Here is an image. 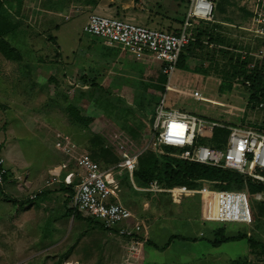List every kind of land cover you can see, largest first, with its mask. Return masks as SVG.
<instances>
[{
    "label": "rangeland",
    "instance_id": "rangeland-1",
    "mask_svg": "<svg viewBox=\"0 0 264 264\" xmlns=\"http://www.w3.org/2000/svg\"><path fill=\"white\" fill-rule=\"evenodd\" d=\"M123 2L125 5L128 0ZM251 2L217 0L215 25L216 31L226 35L232 44L255 49L258 41L252 40L251 32L244 29L250 25ZM53 3L63 7L71 0H53ZM178 3L153 0L155 9L145 12L138 10L140 18L143 15L149 21L136 23H148L150 27L163 29L177 28L186 12V3ZM8 4L12 6L10 2ZM72 5L81 6V11L70 18L64 17L66 15L55 17L49 28L51 19H47L48 29L37 23L36 27L29 24V30L36 33L39 39L33 43H14L22 51L23 61L9 60L0 52L2 152L11 169L20 174L27 169H39L53 154L60 153L59 160H67L68 157L55 147V143L69 136L78 151L88 152L101 169L112 172L120 184V201L146 224L148 241L142 245L132 244L99 224L90 222L86 214H83V218H75L69 213L72 205L70 195L59 189L61 185L58 183L46 188L34 200L15 204L1 197L0 207L4 210L0 212V264H232V261L245 256L257 261L246 239L225 242L218 248L208 241L214 238L213 229L225 228L227 236L247 233L264 243V212L254 208L256 203L252 202L253 222L250 225L217 221L210 196L192 194L183 197L180 202H174L167 193L136 190L131 177V185L126 184L127 172L124 169L115 168L105 160H95L88 145L94 135H103L107 147L120 160L124 154L133 155L145 150L152 145L155 109L164 94L168 109L187 111L223 121L227 125H262L264 107L247 104L249 89L244 86L233 91H220L221 78L217 73L204 75L182 70L179 75L176 74V77L183 76L179 80V92L166 91L161 95L152 89L145 91L142 84V81H146L144 77L148 78L147 74L157 71L160 66L159 61L147 55L140 57L127 53V58L107 68L106 72L111 73L118 87L70 85L65 73L68 68L67 55L76 49L78 42L91 44L92 47L103 42L91 40L94 36L87 34L83 28L85 18L95 11L96 5L75 0ZM241 47L237 48L235 54L241 53ZM244 48L241 49L246 51ZM215 49L211 45L201 52L208 55ZM228 58L223 54L218 55L220 71L227 69ZM202 61L193 60L191 65L202 64ZM189 79L193 80L192 89L201 91L204 100L183 96L187 93L185 81ZM69 104L77 105L92 122L86 126L74 121L66 110ZM133 127L134 135L130 134ZM210 138L205 135L204 141ZM159 150L164 152L163 148ZM173 234L187 238L173 241L163 251L155 249L150 243L163 246Z\"/></svg>",
    "mask_w": 264,
    "mask_h": 264
},
{
    "label": "built area",
    "instance_id": "built-area-1",
    "mask_svg": "<svg viewBox=\"0 0 264 264\" xmlns=\"http://www.w3.org/2000/svg\"><path fill=\"white\" fill-rule=\"evenodd\" d=\"M151 0H139L144 5ZM185 2L187 14L177 31L150 27L128 19L92 13L84 26V31L97 37L111 46H117L136 56L153 57L160 62L161 71L167 77L166 91H179L177 84L183 76L180 74L178 62L183 49L194 39V24L215 21L216 0H169ZM253 13L249 27L254 39L264 41V0H251ZM76 11H81L77 8ZM262 54V55H261ZM264 59V51L260 57ZM250 81L243 85L240 79L234 83L238 87L248 88ZM166 93V92H165ZM190 95L197 101L204 100L201 91L192 89ZM165 94L155 109L152 124V146L154 149L171 147L180 152L174 156L221 169H228L243 174L253 185L264 187V131L250 125H227L223 121L209 119L196 114L168 109L165 106ZM248 103V102H247ZM260 106L264 107V103ZM217 128L229 131L219 147L204 141L205 135L212 137ZM56 147L69 157L68 161L50 172L44 183L29 198L34 200L46 188L55 184L73 187L72 207L98 221L108 232L129 240L132 244L142 245L148 241L146 224L133 211L118 201L120 184L114 179L110 170H103L88 155L78 151L69 136L56 142ZM0 140V196L6 191L9 169L3 155ZM160 152H163L160 150ZM140 154H124L115 168L124 169L129 173L135 188L139 191L167 193L174 202H180L185 196L202 194L210 196L214 205V219L220 222H240L247 225L253 222L252 202L264 203V188L251 194L246 189L220 190L214 189L208 180L196 188L177 185L170 188L162 187L157 181L149 186L139 188L135 185L133 174L137 169ZM73 166L70 167V164ZM17 188L24 192L29 183L26 175L17 177ZM117 200V201H116Z\"/></svg>",
    "mask_w": 264,
    "mask_h": 264
},
{
    "label": "trees",
    "instance_id": "trees-1",
    "mask_svg": "<svg viewBox=\"0 0 264 264\" xmlns=\"http://www.w3.org/2000/svg\"><path fill=\"white\" fill-rule=\"evenodd\" d=\"M98 1L99 0H88V3L94 5ZM11 11L6 6L5 1L0 0V52L9 60L23 61V53L14 43L28 42L27 35L32 34V32L29 30L28 25L25 24V22L18 19L16 12L14 10ZM184 19L181 21V24L184 22ZM215 24L217 23L199 22L194 24L193 32L195 37L181 52L178 68L204 75L217 73L221 78L220 91L222 92L231 91L237 79H240L243 85L246 81H250L251 85L248 87L249 101L247 104L255 107L254 104L264 103V59L259 60L255 57V53L259 50V46L257 45L255 49H252L251 46H245L246 48H244L237 44H232L231 40L226 35L216 31L217 27ZM168 30L177 31L176 28H170ZM211 45L215 46L216 49L212 53L204 55L202 53L203 50L209 48ZM238 47L247 50L244 51L240 48L239 52L241 53L235 54ZM250 50L253 51L251 52ZM219 54L229 56L228 67L227 69L224 68L223 71H220L221 63L218 59ZM193 60H203V63L193 66L191 65ZM220 72L222 73L220 74ZM147 76L148 78L144 77V80L146 81H142L143 89L145 91L152 89L153 91H158L161 95L166 92L167 77L162 73L161 65L158 67L157 71H152L150 74H147ZM98 101L101 102L100 99ZM101 107L104 108L103 105ZM145 107L149 108L151 106L147 105ZM66 110L70 117L76 122L82 123L86 126L92 122V119L83 115L80 108L75 104H69ZM249 125L264 131V124L249 123ZM134 130L133 127L130 134L134 135ZM228 134V130L217 128L213 136L204 142L214 147H219L220 142L225 140V137ZM105 140L106 138L103 135H94L88 145V149L92 151L91 155L95 160H105L108 164L117 166L121 160L119 156L107 147ZM177 152L178 149L171 147H164V152L154 149L152 145L147 147L138 157L137 169L133 174L135 185L139 188H144L149 186L151 182L157 181L165 188L177 185L196 188L202 184L203 180H208L211 183L210 186L212 188L220 190L246 189L253 194L264 188L248 182L245 176L239 172L184 160L174 156ZM126 175V184L131 185L130 176L128 173ZM65 190L70 193L71 201L75 192L74 188L67 187ZM254 208H258V210L263 213L264 203L255 204ZM69 213L75 218H83V213L74 208H70ZM89 221L95 222L103 228L98 221L90 216ZM212 233L214 238H210L208 241L213 247H220L223 243L229 241L246 239L251 248V253L257 257V261H254L247 256L240 257L237 260L232 261V264H264V243L259 240L248 236L247 233H238L236 235L227 236L225 234V228L213 229ZM186 238L187 237L180 234H173L169 241L163 246L157 245L154 242L150 243L158 250H165L173 241L179 239L185 240Z\"/></svg>",
    "mask_w": 264,
    "mask_h": 264
},
{
    "label": "crops",
    "instance_id": "crops-1",
    "mask_svg": "<svg viewBox=\"0 0 264 264\" xmlns=\"http://www.w3.org/2000/svg\"><path fill=\"white\" fill-rule=\"evenodd\" d=\"M4 1L6 3V6L10 10L12 11L14 10L16 12L18 19L25 22V24H27L28 26L30 24L36 27V23H37L38 26L39 25L41 27L44 26V28L46 29H48L49 27H52L50 22L53 23L54 20L56 19L55 17H63L64 15H66L64 17L70 18L71 15H75L76 12H80V11H76V9L81 7L77 5H72V1L74 0H71L70 4L67 3L63 7L55 5L53 3V0H4ZM75 1L79 3H82V1L88 2V0H75ZM123 1L124 0H99L95 4L96 6H94V9L95 11L99 9V11H96V12L97 13L99 12L100 14H103V15L115 16V17H120L123 19L125 18V19H129L130 21L133 20V22L135 21V22H140V23H143V21H145L146 23V21L148 22L149 19H146V18L144 19L143 15H141L142 17L140 18L139 11L145 12V11H150L151 9H155L153 0L147 2L144 5L140 4L137 0H128L127 4L124 5ZM8 2H10L12 6L8 4ZM180 4H182V2L178 3V5ZM185 7H186V12H185V16H186L187 14L186 4H185ZM134 9L135 10L137 9V11L134 12ZM35 11H37V14L35 13ZM94 12L89 13V15L85 18L86 20L84 21L83 28L86 25L90 14ZM252 15L253 13L252 11H250L249 12L250 21H251ZM38 18H41L40 21L38 20ZM47 19L48 20L51 19V21L48 22L50 24L48 28L46 27V22L48 21ZM146 25H148V23ZM176 29H178V27ZM38 39L39 37L37 36L36 33L27 35L28 42H31V43L37 42ZM90 39L98 40L101 42L103 41L97 37L90 38ZM252 40L258 41L257 43L259 46V50L257 52L255 51L256 52L255 57L257 56L260 57V53L264 51V41L261 39H252ZM58 47H59V52H60V46L58 45ZM80 47H82L81 50H78V48ZM127 53L131 54L130 52L125 51L121 49L120 47L111 46L105 43V41H103L101 44L96 45L95 47H92L91 44H88V43L83 45L82 42H78L76 45V49L72 51L71 54L67 55V61H68L67 67L68 68L65 70V73L68 74L67 75V78L69 79L68 83L70 85L76 84V86L78 85L79 87L81 86V87H86V88L91 87L94 84H97L103 87H113V86L118 87V84L115 81V78L111 77V73H107L106 71H107V68L113 67L114 65H116V61L124 60L125 58H127L128 56ZM60 54L62 53L60 52ZM131 56H136V55L131 54ZM180 71L182 70L180 69ZM99 74L100 76L101 75L102 76L101 77L97 76ZM177 85H178L177 88L180 91L179 82ZM185 86H186L187 93H185V95L183 96L190 97L191 96L190 90H191V87H193V80L189 79L188 81H185ZM233 89H234V86H233ZM233 89L231 91H233ZM55 147H56V143H55ZM58 150L62 152L60 149ZM142 152L137 153V154H141ZM178 152L180 151L178 150ZM59 154L60 153L53 154L51 159L46 162H43L39 169H35V170L27 169L26 171L21 172L20 174H16L11 169L12 168L11 165L10 166L8 165V159L6 155H4L3 153L6 159V164L9 169V175H8V184L6 186V191L0 196V200H2L1 197L7 198V200H10L11 202L15 204L20 203V201L23 202L25 200H31L29 198L30 193L34 192L38 187H40L44 183L45 179L49 177L50 172L53 169L59 168L63 163L68 161L69 157L67 155H66L68 157L67 160H63V161L59 160V156H58ZM11 162L12 161L10 160V163ZM72 166H73V163L70 164V167ZM27 167H31V165H28ZM23 175H26L27 181L29 183V187L26 191L21 192L18 190L16 183H17V177H20ZM34 177L36 179H34ZM60 185H61V188L59 189L65 190L67 188V186H65L64 184H60ZM118 201L123 203L122 201H120V199H118ZM71 208H73L72 205H71ZM2 210L4 209L0 207V212Z\"/></svg>",
    "mask_w": 264,
    "mask_h": 264
}]
</instances>
